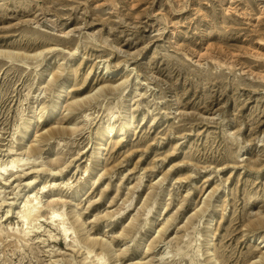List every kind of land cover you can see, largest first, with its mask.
I'll return each instance as SVG.
<instances>
[{
    "label": "rangeland",
    "instance_id": "1",
    "mask_svg": "<svg viewBox=\"0 0 264 264\" xmlns=\"http://www.w3.org/2000/svg\"><path fill=\"white\" fill-rule=\"evenodd\" d=\"M260 2L0 0V163L38 147L0 174V264H79L76 216L109 264H264Z\"/></svg>",
    "mask_w": 264,
    "mask_h": 264
},
{
    "label": "bare ground",
    "instance_id": "2",
    "mask_svg": "<svg viewBox=\"0 0 264 264\" xmlns=\"http://www.w3.org/2000/svg\"><path fill=\"white\" fill-rule=\"evenodd\" d=\"M261 3V13L264 14V4ZM243 15H247L248 13L247 12H243L242 13ZM254 15V14H253ZM208 46V45H207ZM206 47V46H205ZM205 49V48H204ZM206 50V51H205ZM204 50V56H207V57H212V51H208V47H206V49ZM42 53V51H37L33 54H30L31 56H34V55H40ZM19 54L18 52H14L12 50H3V49H0V55H3L6 59H9L10 61L16 59V55ZM202 54V52H201ZM201 54H197V56H201ZM255 56H259V54H254ZM108 68V67H107ZM109 70V69H108ZM107 70V71H108ZM251 72H253L251 70ZM259 74V73H258ZM261 74V73H260ZM72 75V69L70 70L69 74H68V78H70ZM257 75V74H256ZM259 76V75H258ZM262 78H264V74L260 75ZM112 85V84H111ZM109 85V84H101L100 87H98V91L99 90H102L104 89L105 87H109V88H112V86ZM115 85H113V88H114ZM68 87H66L65 85L62 86V89L60 90L59 94V98H58V101L57 103L55 104V107H58L61 103H63V105L61 107H64L65 106V103H66V97L68 96ZM96 94L93 93V94H87L85 96H82V97H77L73 100H71V102H69L67 105L68 106H73V105H78L80 103V101H84V100H89L91 98H93ZM65 99V101L63 100ZM61 109V108H60ZM33 123V122H32ZM106 123V122H105ZM113 124V123H112ZM111 124V122H108L105 124V128H106V131H109V133L113 130V125ZM73 129H75V125H73L72 127ZM52 130L49 129L47 130V132H51ZM30 132V129L29 131L26 133V135H28ZM37 140V139H36ZM38 147L37 146H34L32 147L31 149V152L28 151L26 154L23 153V155L21 154V156H15V157H12L10 158L7 162L5 163H0V174H3V172H6L9 170V168H18L19 166H22L24 164H26L25 162L28 160V159H32L35 157L33 156V154L35 153L36 149ZM55 161H59V158H56ZM204 202V201H203ZM40 203V200L39 199H35L34 202L30 203L27 208H25V211L21 214V218H22V221H23V226L20 230V233H23L24 236H27V235H30V233L32 231H34V229L37 227H39L40 225L36 224V225H33L31 224L29 226V222H28V218L29 216L32 214V208H34L36 205H38ZM50 206V216L49 218L51 219H54L55 217L57 218H62L64 215H66L65 211H63L61 209L60 206L57 205V202L56 201H50L49 204ZM38 217H41V215H37ZM254 217H255V222L261 226H264V212L263 211H258V212H255L254 213ZM79 217L76 216L75 220H72L70 222V225H67L64 220H62L60 222V225L58 226L59 228V232L61 233V235L64 237V238H70L72 240V244L70 243L71 240H69V242L67 243L68 245H70L72 248H75L77 247L76 250H80L81 247L83 248L82 250V258H81V261L79 264H109V252L106 248V246L104 244H101L100 241L98 240H91L89 238L88 235L86 234H80L81 231L84 230V228L81 226V224H78L77 223V219ZM253 219V218H252ZM254 221V220H253ZM25 225V226H24ZM194 228V227H193ZM167 229V226L163 225L160 227V230H158V233H159V237L162 236V231H166ZM124 230V233L126 232V229H123ZM209 232H210V229H208ZM19 233V234H20ZM207 234H208V231H207ZM72 235V237H71ZM172 238V237H171ZM164 239V238H163ZM170 239V238H169ZM162 240V239H161ZM165 240V239H164ZM162 240V241H164ZM170 241V240H169ZM168 243H171V241H173V239H171V241ZM264 241V240H263ZM166 242V241H165ZM164 242V243H165ZM207 244L208 246L206 247V254H208V256L211 258L210 259H213V262L215 264H218L219 261H218V258L217 256H215V253L212 251V247L211 246V242L209 240H207ZM166 245H169V244H166ZM96 246H99V248H97ZM153 246V245H152ZM168 247V246H167ZM264 247V246H263ZM97 248V249H96ZM150 248L147 247V250H149ZM99 252H98V251ZM182 250V249H181ZM178 252V251H177ZM168 253V252H166ZM170 253V252H169ZM180 253V252H179ZM178 253V254H179ZM165 254V253H164ZM160 255V259H163V258H166L163 253L159 254ZM260 258H264V252L261 253V256ZM120 257L116 258L113 260V262H115V264H121L122 262L120 261ZM259 259V258H258ZM154 258H150L149 260H147L145 263H138V264H152L154 261ZM261 260V261H262ZM47 264H75V261H73V259H66L64 260V258H56V259H53L49 262H47ZM111 264V263H110Z\"/></svg>",
    "mask_w": 264,
    "mask_h": 264
}]
</instances>
